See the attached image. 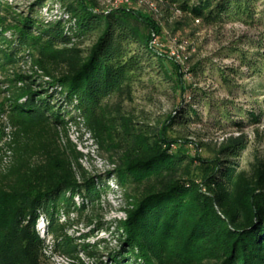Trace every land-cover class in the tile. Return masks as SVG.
Returning a JSON list of instances; mask_svg holds the SVG:
<instances>
[{
  "label": "trees",
  "instance_id": "trees-1",
  "mask_svg": "<svg viewBox=\"0 0 264 264\" xmlns=\"http://www.w3.org/2000/svg\"><path fill=\"white\" fill-rule=\"evenodd\" d=\"M56 5L64 15L48 20L44 9ZM156 7L131 0L109 11L99 0H37L27 14L8 2L0 10V68L30 66L10 78L12 127H0V160L9 158L0 171V264H53L50 249L74 264H91L81 250L95 252L61 221L63 210L82 212L86 201L102 195L70 123L86 128L103 147H112L108 136L119 137L113 148L119 161L110 174L127 196V217L117 224L122 245L110 262L92 264H264V158L258 156L250 170L241 167L246 135L229 137L205 159L190 153L191 140L169 134L174 124L200 119L193 102L160 127L110 102L115 95L131 96L146 72L185 94L182 62L160 47L164 26L178 29L186 20L264 26V0H157ZM8 31H14L12 39ZM243 58L251 68L258 64L248 53ZM248 114L253 122L261 118L255 110ZM42 215L52 247L40 230Z\"/></svg>",
  "mask_w": 264,
  "mask_h": 264
},
{
  "label": "rangeland",
  "instance_id": "rangeland-1",
  "mask_svg": "<svg viewBox=\"0 0 264 264\" xmlns=\"http://www.w3.org/2000/svg\"><path fill=\"white\" fill-rule=\"evenodd\" d=\"M36 1L3 0L5 3L0 10L2 12L8 2L14 10L27 14ZM146 1L149 4L153 1L157 9V0ZM99 2L106 10L108 0ZM63 13L59 5L51 10L44 9L48 20L61 18ZM184 22L186 24L178 29L172 22L171 27L164 26L165 37L161 39L163 43L160 47L169 58L182 62L189 86L186 93L176 91L171 81H163V76L146 72L131 96L115 95L110 102L113 107L118 102L122 103L124 111L137 120L159 127L180 106L193 102L201 114L200 119L186 126L174 124L169 129L170 136L191 140L186 143L190 153L209 159L216 155L220 145L229 137L246 135L248 146L239 161L242 168L250 170L258 156L264 158V40L262 45H258L259 40L264 39L263 23L249 25L237 21L202 26L188 20ZM7 36L12 39L14 31H8ZM244 53L257 61L255 68L244 64ZM186 56L192 57L190 62ZM28 69L30 66L24 62L15 70L6 72L0 68V127H5L7 132L12 127L8 108L14 84L10 78H14L19 70ZM58 98L57 104L65 107L64 98ZM251 110L261 113L259 121L250 120L248 113ZM69 130L74 142L86 154L83 165L102 190V195L94 203L86 201L82 212L64 213L63 210L61 221L66 224L69 235L77 238L79 244L89 245L88 250L95 252L94 256H89L82 248L80 256L86 262L92 264L101 259L110 262L112 254L119 251L122 245L117 230L118 221L127 217L124 210L127 205L125 190L118 184L116 176L110 174L119 161V150L113 149L119 143V137L108 136L112 147H103L86 128L70 123ZM8 162V157L3 162L0 160V171L6 168ZM75 200L79 206L83 202L82 196H77ZM39 221L46 243L52 247L54 236L44 227L46 218L42 215ZM48 251L53 264H74L70 256L60 251Z\"/></svg>",
  "mask_w": 264,
  "mask_h": 264
},
{
  "label": "bare ground",
  "instance_id": "bare-ground-1",
  "mask_svg": "<svg viewBox=\"0 0 264 264\" xmlns=\"http://www.w3.org/2000/svg\"><path fill=\"white\" fill-rule=\"evenodd\" d=\"M153 1H151V4H152ZM117 3H118V0H108V3L106 4V10H111L114 8V6H117ZM154 4V2H153ZM48 10V8H45ZM56 12V11H55ZM64 14V13H63ZM62 16V15H61ZM73 124V123H72ZM75 124V123H74ZM78 138V137H77ZM48 252V250H47ZM46 252V253H47Z\"/></svg>",
  "mask_w": 264,
  "mask_h": 264
},
{
  "label": "built area",
  "instance_id": "built-area-1",
  "mask_svg": "<svg viewBox=\"0 0 264 264\" xmlns=\"http://www.w3.org/2000/svg\"><path fill=\"white\" fill-rule=\"evenodd\" d=\"M131 0H118V3H117V6H114L113 9H117L119 8L120 6L124 5V4H127V3H130ZM140 1H146V0H140ZM153 8H155V4H150ZM111 9V10H113ZM110 11V10H109ZM49 252V251H48Z\"/></svg>",
  "mask_w": 264,
  "mask_h": 264
}]
</instances>
